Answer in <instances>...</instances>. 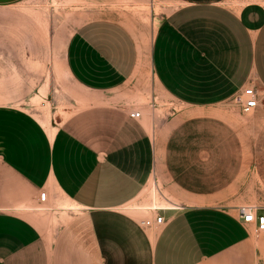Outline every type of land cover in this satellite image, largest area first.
<instances>
[{
  "label": "crops",
  "instance_id": "1",
  "mask_svg": "<svg viewBox=\"0 0 264 264\" xmlns=\"http://www.w3.org/2000/svg\"><path fill=\"white\" fill-rule=\"evenodd\" d=\"M148 1L152 12L176 5L148 51L120 15L69 39L65 67L81 107L64 122L0 103V264H264V232L239 213L253 202L254 182H244L264 173V3L135 0ZM145 63L156 104L142 111L132 98ZM249 87L260 107L244 127L230 103ZM162 96L181 109L160 114ZM153 180L177 201L159 204L165 223L147 228L125 208ZM22 185L66 200L72 213L53 238L24 216L39 209L12 211ZM259 204L248 206L263 213Z\"/></svg>",
  "mask_w": 264,
  "mask_h": 264
},
{
  "label": "rangeland",
  "instance_id": "2",
  "mask_svg": "<svg viewBox=\"0 0 264 264\" xmlns=\"http://www.w3.org/2000/svg\"><path fill=\"white\" fill-rule=\"evenodd\" d=\"M253 1L264 3V0H238L237 3L244 5ZM175 7L174 3L167 2L152 12L150 1L139 4L135 0H116L111 3L108 0H30L18 7L1 8L0 103L26 109L38 119H51L54 126H58L69 117L68 112L81 107L80 100L76 98L81 90L68 77L65 67L66 46L76 30L89 21L120 15L148 51L159 19ZM141 77V82L136 80L133 84L134 89L138 90L132 99L142 111L152 110L156 101L151 95L153 77L149 63H145ZM42 92L48 93V98L43 101L37 99L41 103H36L34 97ZM162 97L157 102L160 114L170 116L181 109L175 102ZM230 104L237 110L232 111V114L244 127L255 120L254 114H242ZM259 134L255 132V139H260L257 138ZM255 149L256 155L261 156L263 147L256 146ZM263 174V171L256 169L255 179H246L244 182H249V185L254 182V193L248 197L253 202L244 206L264 202ZM16 191V204L12 211L18 213L15 208L20 205L39 209L24 216L45 229L50 237L53 238L70 218L72 211H63L60 207L66 202L65 199L58 197L53 201L49 198L47 203H41L40 196L25 185ZM176 201L161 183L153 180L125 211L146 220L158 215L159 211L152 208L167 203L174 206Z\"/></svg>",
  "mask_w": 264,
  "mask_h": 264
},
{
  "label": "built area",
  "instance_id": "3",
  "mask_svg": "<svg viewBox=\"0 0 264 264\" xmlns=\"http://www.w3.org/2000/svg\"><path fill=\"white\" fill-rule=\"evenodd\" d=\"M238 110L241 111L242 114L250 115L257 108L260 107V98L258 96V92L249 87L244 92L237 94L231 102ZM130 116L133 119H140L142 117V112L138 110H133L130 113ZM40 202L47 203L49 196L47 192H42L40 194ZM167 210V209H166ZM169 210V209H168ZM156 211H164V210H156ZM259 209L254 206H243L239 209L240 217L242 221L246 224L255 225L257 227V234H261L264 232V212L259 213ZM165 223V219L163 216L156 215L155 218L146 219L142 221V225L147 228H154L162 226Z\"/></svg>",
  "mask_w": 264,
  "mask_h": 264
},
{
  "label": "bare ground",
  "instance_id": "4",
  "mask_svg": "<svg viewBox=\"0 0 264 264\" xmlns=\"http://www.w3.org/2000/svg\"><path fill=\"white\" fill-rule=\"evenodd\" d=\"M153 210H159L157 207H154Z\"/></svg>",
  "mask_w": 264,
  "mask_h": 264
}]
</instances>
